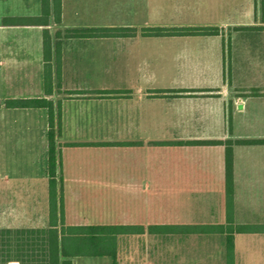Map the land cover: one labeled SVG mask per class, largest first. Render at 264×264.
<instances>
[{
  "label": "crops",
  "instance_id": "obj_1",
  "mask_svg": "<svg viewBox=\"0 0 264 264\" xmlns=\"http://www.w3.org/2000/svg\"><path fill=\"white\" fill-rule=\"evenodd\" d=\"M199 27L216 30H183ZM97 28L134 30L87 31ZM227 72H239L237 85L225 80ZM98 90L120 92L101 98ZM233 90L241 113L255 120L256 139H264V0H0V229L49 226L48 109L8 107L7 100L61 103L64 183L87 172L79 151H92L89 172L99 183L197 182L199 164L175 152L226 135ZM33 116L46 121L39 126ZM10 150L22 152L30 172L7 174ZM218 167L223 173V160ZM256 172L264 183V160ZM12 198H37L42 206L46 200V221L19 225L30 212ZM80 258L72 263L98 264ZM253 263L264 264V251ZM0 264L21 261H8L0 250Z\"/></svg>",
  "mask_w": 264,
  "mask_h": 264
},
{
  "label": "rangeland",
  "instance_id": "obj_2",
  "mask_svg": "<svg viewBox=\"0 0 264 264\" xmlns=\"http://www.w3.org/2000/svg\"><path fill=\"white\" fill-rule=\"evenodd\" d=\"M224 78L231 86L237 85L239 72H227ZM61 96L63 95L57 94L56 99ZM99 96L103 98L118 94ZM239 97L240 93L233 90L232 97L227 103L226 135L223 138L208 140L256 138L255 120L241 113ZM33 121L42 126L46 118L35 116ZM39 140L42 142V136H39ZM200 141L196 147H189L191 148L189 151L175 152L177 157L178 155L183 159L190 157L191 161L199 164L197 182L99 183L98 177L93 172H89V168H92L90 164L92 157L88 154L92 151H79L81 157L85 155L81 158V163L86 173L77 180L66 177L64 183L60 181L61 175L58 171V186L63 188L66 223H143L148 226L154 223L223 222L225 167L221 173L218 162L223 160L225 165V144H206ZM57 142L59 143L57 149H60L62 147L60 142H63L60 136H57ZM168 153L172 155L171 152ZM21 154V151L15 150L7 152L5 168L11 177L24 176L25 173L30 172L29 167L22 166ZM259 160H264V143L234 145L235 214L236 220L240 223L264 221V201L262 206L261 199L257 197L260 189L262 187L264 189V183L256 181V162ZM41 165H44L43 174H46V156L44 161L41 160ZM63 169L65 173L66 161H63ZM18 196H21V193ZM44 201L46 204V200ZM10 203L17 205L19 210L30 212L28 216L30 219L25 216L23 221L19 220V225L40 226L46 221L47 216L42 214L46 209L44 203L43 206L40 204L39 199L12 198ZM19 217L22 218V215ZM236 242L239 264H254V257L264 251V243H261L264 242V233L238 234ZM80 259L83 262L112 264V258L108 256ZM118 264H225L224 236L128 237L121 242Z\"/></svg>",
  "mask_w": 264,
  "mask_h": 264
},
{
  "label": "trees",
  "instance_id": "obj_3",
  "mask_svg": "<svg viewBox=\"0 0 264 264\" xmlns=\"http://www.w3.org/2000/svg\"><path fill=\"white\" fill-rule=\"evenodd\" d=\"M9 23V22H8ZM15 24H20L15 21ZM131 31L132 28H97L87 31ZM186 31L213 32L210 27L186 28ZM57 77L61 71L58 70ZM46 86L51 85L52 70L45 72ZM116 90H98V95L115 94ZM8 107L35 108L47 107L48 134V174H49V226L48 228L0 229L1 254L9 261L18 258L21 264H73L74 257L108 256L113 264H118L123 239L134 236L188 237V236H224L225 264L236 263V236L238 234L264 233V223L236 220L235 182H234V145L260 144L264 139H227L205 140L206 144H225V181L223 222L197 223H154L148 226L138 224H71L66 223L62 188L58 186V149L62 118L61 103L56 107L46 98L10 99ZM77 145V144H73Z\"/></svg>",
  "mask_w": 264,
  "mask_h": 264
}]
</instances>
